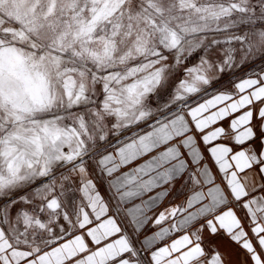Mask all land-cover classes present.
I'll return each mask as SVG.
<instances>
[{"label": "snow or ice", "instance_id": "6c2138e0", "mask_svg": "<svg viewBox=\"0 0 264 264\" xmlns=\"http://www.w3.org/2000/svg\"><path fill=\"white\" fill-rule=\"evenodd\" d=\"M0 264H264V0H0Z\"/></svg>", "mask_w": 264, "mask_h": 264}]
</instances>
